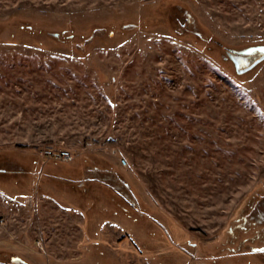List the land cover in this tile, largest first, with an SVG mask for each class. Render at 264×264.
<instances>
[{
  "label": "rangeland",
  "instance_id": "1",
  "mask_svg": "<svg viewBox=\"0 0 264 264\" xmlns=\"http://www.w3.org/2000/svg\"><path fill=\"white\" fill-rule=\"evenodd\" d=\"M260 44L264 0H0V260L264 264Z\"/></svg>",
  "mask_w": 264,
  "mask_h": 264
},
{
  "label": "trees",
  "instance_id": "2",
  "mask_svg": "<svg viewBox=\"0 0 264 264\" xmlns=\"http://www.w3.org/2000/svg\"><path fill=\"white\" fill-rule=\"evenodd\" d=\"M189 16V14L186 16V17H188ZM186 20H184L183 22H185ZM170 24H171V20H170ZM181 26V23L179 22V21H176V23L174 22L173 23V27H172V29H174L176 32L178 31V28ZM179 32V31H178ZM250 46H252V45H250ZM246 47H248V46H246ZM243 48H245V47H243ZM230 49H233V48H227V49H225L224 50V53L226 54V52L228 51V50H230ZM241 49V48H240ZM255 54V57H254V59L251 61V62H249L248 64H247V61H246V63L241 67V68H245L246 66H248V65H250L255 59H257L259 56H260V52H254L253 54H241V56L242 57H244V59L246 60V56H248V55H254ZM226 59H228L227 57H226ZM231 63H232V61L230 60V59H228ZM233 64V63H232ZM233 67H234V65H233ZM25 155H23V156H29V155H26V153H24ZM38 158V157H37ZM38 161H40V160H37V159H35V160H33V163H37ZM73 161V160H72ZM65 163H71V161L70 162H65ZM18 169H20L21 171L22 170H30L31 168H18ZM7 169L6 168H4V167H0V175H2V176H7V174H5L4 173V171H6ZM114 172L115 171H109L108 172V176H109V174H114ZM122 172V171H121ZM120 172V174L121 175H124L125 177H128L127 179L132 183V185L134 186V188H135V190L137 191V193H138V195L139 196H141V194L139 193V191H138V187L135 185V183L133 182V180L130 178V176L126 173V172H122L121 173ZM117 174V173H116ZM116 174H114V175H116ZM109 178L111 179V184H112V186H113V189H115V195H116V197L117 198H120V200H123V201H128V202H130V205H131V208L135 211V212H138L139 211V207L137 206V202L135 201V199L132 197V194H131V191H129V189L127 188V185H126V183H124V182H122V181H119L118 179H116V178H111L110 176H109ZM142 197V196H141ZM144 201V200H143ZM146 203V202H145ZM146 205H148L147 203H146ZM148 207V206H147ZM149 209V208H148ZM153 209H154V206H153ZM150 211H148V214L150 215ZM236 223L237 224H233L232 226H230L226 231L228 232V234L229 235H231V234H233V232H234V230H236L237 228L239 229L240 228V230H239V232H241V233H243V232H245V233H248V231L250 230V228H251V226L250 225H254V223L253 222H251V220H249L248 218H241L240 220L239 219H236ZM249 225V227H247ZM253 230V229H252ZM234 237V236H233ZM253 237L254 238H256V240H262L263 241V239H264V234H262V235H257V234H255V232L253 233ZM245 241V240H244ZM243 242V241H242ZM235 245H236V243H235ZM232 246H234V245H232ZM231 249L233 250V248L232 247H228V250L227 251H229V253L231 252ZM248 251V253H247V255L248 254H250L251 256H253V257H258V258H264V248H262V249H259L258 251H257V249H256V251L254 250V249H248L247 250ZM243 255V254H242ZM241 255V256H242ZM235 257H236V255H235ZM20 259H21V257H11V259L10 260H7V261H4V260H0V264H25V262L23 261V262H21L20 261ZM20 261V262H19ZM248 262H250V261H248ZM251 263V262H250ZM28 264V263H27Z\"/></svg>",
  "mask_w": 264,
  "mask_h": 264
},
{
  "label": "water",
  "instance_id": "3",
  "mask_svg": "<svg viewBox=\"0 0 264 264\" xmlns=\"http://www.w3.org/2000/svg\"><path fill=\"white\" fill-rule=\"evenodd\" d=\"M254 52H260L261 54L250 65L241 68L246 63L241 54H253ZM226 57L232 61L237 75L245 74L264 60V44L252 45L241 49H230L226 52Z\"/></svg>",
  "mask_w": 264,
  "mask_h": 264
},
{
  "label": "built area",
  "instance_id": "4",
  "mask_svg": "<svg viewBox=\"0 0 264 264\" xmlns=\"http://www.w3.org/2000/svg\"><path fill=\"white\" fill-rule=\"evenodd\" d=\"M40 155L47 159H54L63 162H70L74 159V154L70 150L62 148L54 149L51 147H46L40 151ZM120 162L125 164L126 160L121 158ZM36 243L37 246L42 247V243L40 241H36Z\"/></svg>",
  "mask_w": 264,
  "mask_h": 264
},
{
  "label": "flooded vegetation",
  "instance_id": "5",
  "mask_svg": "<svg viewBox=\"0 0 264 264\" xmlns=\"http://www.w3.org/2000/svg\"><path fill=\"white\" fill-rule=\"evenodd\" d=\"M254 57H255V54H254V55H248V56H246L247 64H248L249 62H251V61L254 59Z\"/></svg>",
  "mask_w": 264,
  "mask_h": 264
}]
</instances>
